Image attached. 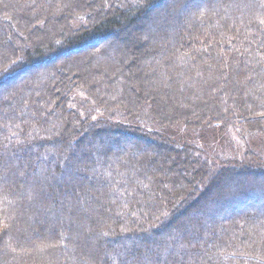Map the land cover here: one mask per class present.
<instances>
[{
	"label": "trees",
	"instance_id": "16d2710c",
	"mask_svg": "<svg viewBox=\"0 0 264 264\" xmlns=\"http://www.w3.org/2000/svg\"><path fill=\"white\" fill-rule=\"evenodd\" d=\"M159 1L0 0V88L16 82L0 90V264H264V171L211 145L264 135V0H165L135 39L8 74L140 27Z\"/></svg>",
	"mask_w": 264,
	"mask_h": 264
},
{
	"label": "rangeland",
	"instance_id": "374dc122",
	"mask_svg": "<svg viewBox=\"0 0 264 264\" xmlns=\"http://www.w3.org/2000/svg\"><path fill=\"white\" fill-rule=\"evenodd\" d=\"M166 1L168 3V0H166ZM132 2L136 3L134 1H132ZM120 3L121 2H119V4ZM164 4H165V0L159 1V3H157L155 5V7H154L155 8V10H154L155 13L154 14L151 13V15H149V20H147L146 23L144 22V24L142 26H140V27H138V26L135 27V28L134 27H132V28L130 27V29L122 30L120 32V34H119V37L118 36H110V37H107V39L100 40V42H98L97 44H87V45L85 44L82 47L79 45L78 47H80V48H60V49H58V51H56V53H58V52L62 53L63 52V54L61 56L62 60L55 59V60H53L52 63L42 62V60L40 58H38L40 60L36 59V60L31 61V62L24 61V62H22L20 64V66H18V69L15 67L14 69H12V71L10 70L8 72V74H10V75L11 74H16L19 71L23 70L24 67H26L28 65H31V64H35L36 65L35 67L39 68V69L40 68H44L45 65L48 66L49 64L62 66V63H63L64 59H67L68 57L69 58L72 57L74 59L75 58H83V60L85 62L87 60L86 57L88 55L89 56L92 55L95 51H97L99 49L100 45L102 46L104 44H108L109 46H112L113 44L110 43V42L114 43L117 39L119 41H123L124 39H128V38L129 39H132V38L135 39L136 36L139 35L138 30L139 31H144V30H146V28L148 30H151V27H150L151 24H152L151 22L155 23L156 20H157L158 15L160 16V13H164V9L167 6V5H164ZM26 6L30 10H32V11L34 10V13H36V11H35L36 10V6H32V4H29V3H27ZM172 6H174V5L171 4L169 6V9ZM64 8H65L64 4H58L57 6H55V8L52 10L54 12L53 13L54 16L66 17L67 14H65L64 12L67 9L64 10ZM154 8H152V9H154ZM34 13L32 15H34ZM75 14H76V12L75 13L73 12L72 16L69 17L68 20H67L69 25L74 26L73 28L79 26V23L77 22L78 19H75V17H76ZM41 18H43V17H41ZM158 19L161 20L160 18H158ZM149 21H151V22H149ZM59 23L61 25H63L62 20ZM61 25H59V26L56 25L55 29H50L49 28L47 30V31H51L53 34H55L56 41L58 39H59L58 41H60V38H62L61 35L65 33V31L63 32L61 30L62 29ZM26 32H27V30H26ZM26 34H24V35L20 34V36H22V37L26 36L27 37ZM33 39H35V38H33ZM58 41H57V43H58ZM57 46H60V45H57ZM75 49H77V50H75ZM46 56H48V55H43V58H45ZM129 60L131 61V58ZM19 61H20V59L16 58L13 63H16V62H19ZM28 63H30V64H28ZM63 67L65 68L64 70L68 69V65L67 64H63ZM95 69H96L95 70V75L96 74L100 75V73L102 71L99 68H95ZM69 70H70L71 74H73V73L75 74L77 72L76 70H78V69L73 68V69H69ZM26 75H28L27 72H22V73L18 74L17 80H20L23 77L26 78ZM0 77H3V76H1V74H0ZM14 83H16V82H13V83L7 85V87L3 86V87L0 88V90L4 89V87L9 89V90H12V87L14 86ZM91 105H93V104H91ZM92 111L95 112V113H99L98 111H95V110H92ZM102 115H104V114L99 113L97 116L101 117ZM117 119H119V117ZM120 120L123 121V123H125L127 121L125 118L124 119L121 118ZM142 120H144V119L141 117V118H139L137 120H134V121H131V122L128 121V123L129 124H133V122L141 123ZM219 126L220 125H217L216 127H219ZM242 130L244 132L243 131L240 132L239 130L236 131L235 129L232 130V129L226 128L225 132L216 134L217 136H219L218 137L219 139L216 140V141L214 140V143L211 142L212 143L211 145L213 146L212 147L213 148L212 153H215V155L217 156L216 159H218L219 162L222 161V162L228 164V165H225L226 169L228 168L230 170L231 169L236 170L237 166H235V165H239L238 167H239L240 171H242V173L244 172L245 174H247V172H250V171H258V170L259 171H264V135L250 134V133L246 132L243 128H242ZM210 138H211V135H209V139ZM154 144H156V143H154ZM218 161H215L214 159H212L210 163H215L216 164ZM25 264H28V262H25Z\"/></svg>",
	"mask_w": 264,
	"mask_h": 264
},
{
	"label": "snow or ice",
	"instance_id": "6c2138e0",
	"mask_svg": "<svg viewBox=\"0 0 264 264\" xmlns=\"http://www.w3.org/2000/svg\"><path fill=\"white\" fill-rule=\"evenodd\" d=\"M261 23H264V21H261Z\"/></svg>",
	"mask_w": 264,
	"mask_h": 264
}]
</instances>
